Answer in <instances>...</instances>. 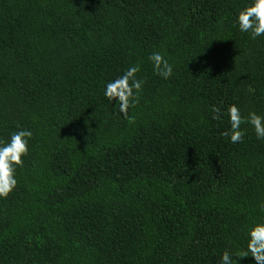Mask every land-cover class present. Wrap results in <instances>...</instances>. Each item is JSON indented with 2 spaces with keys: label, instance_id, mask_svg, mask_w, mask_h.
<instances>
[{
  "label": "trees",
  "instance_id": "1",
  "mask_svg": "<svg viewBox=\"0 0 264 264\" xmlns=\"http://www.w3.org/2000/svg\"><path fill=\"white\" fill-rule=\"evenodd\" d=\"M246 2L0 0V139L34 133L0 199V264H218L242 245L264 140L229 143L210 109L264 114V37L233 26ZM130 63L145 84L126 119L102 89Z\"/></svg>",
  "mask_w": 264,
  "mask_h": 264
},
{
  "label": "clouds",
  "instance_id": "2",
  "mask_svg": "<svg viewBox=\"0 0 264 264\" xmlns=\"http://www.w3.org/2000/svg\"><path fill=\"white\" fill-rule=\"evenodd\" d=\"M233 26L250 39L264 37V0H247L235 13ZM153 74L167 79L173 72V62L163 51L154 50L148 56ZM141 65L130 63L118 75L107 80L102 95L110 105L115 102L112 111L128 119V112L140 100L145 80L139 75ZM213 120H226L228 127L221 135L229 143L243 142L249 128L257 140H264V114L248 111L245 115L242 108L231 103L223 108L211 106ZM244 125L245 127H242ZM34 133L30 127L18 126L0 139V199H7L18 186V169L24 165V159L31 150ZM264 210V205H261ZM250 257L254 264H264V215L254 218L244 228V239L236 251L225 249L218 258V264H239L242 258Z\"/></svg>",
  "mask_w": 264,
  "mask_h": 264
}]
</instances>
